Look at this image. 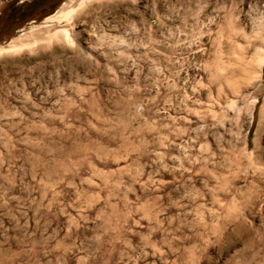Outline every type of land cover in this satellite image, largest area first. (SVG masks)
Returning <instances> with one entry per match:
<instances>
[{
	"label": "rangeland",
	"instance_id": "374dc122",
	"mask_svg": "<svg viewBox=\"0 0 264 264\" xmlns=\"http://www.w3.org/2000/svg\"><path fill=\"white\" fill-rule=\"evenodd\" d=\"M251 18L264 0H0V264H264Z\"/></svg>",
	"mask_w": 264,
	"mask_h": 264
},
{
	"label": "bare ground",
	"instance_id": "6f19581e",
	"mask_svg": "<svg viewBox=\"0 0 264 264\" xmlns=\"http://www.w3.org/2000/svg\"><path fill=\"white\" fill-rule=\"evenodd\" d=\"M60 32H61V30L60 31L58 30L57 32H55L54 33L55 36L56 37L59 36ZM64 32L66 33V31H64ZM261 33H264V21H263V19H260V20L257 21L256 19L251 18L247 22V26L243 28V35H242V38H243V40L245 42L244 49L247 50V52L248 51L250 52V50L252 49V47H254L256 45L255 44V39L258 38V37H260ZM256 43H257V41H256ZM255 55H257V54H255ZM260 63H261V65L264 64V55L261 57Z\"/></svg>",
	"mask_w": 264,
	"mask_h": 264
},
{
	"label": "trees",
	"instance_id": "16d2710c",
	"mask_svg": "<svg viewBox=\"0 0 264 264\" xmlns=\"http://www.w3.org/2000/svg\"><path fill=\"white\" fill-rule=\"evenodd\" d=\"M31 6L33 7V5H31ZM29 8H30V5H28V6L24 7V8H22V11H21V14H22V15L20 14V16L27 15V12H28ZM54 10H55V7H54V6L51 7V9H50L46 14L42 15L41 17H39V20L42 19L43 17H45V16L51 14L52 12H54ZM14 11H15V9L13 10V12H14Z\"/></svg>",
	"mask_w": 264,
	"mask_h": 264
}]
</instances>
